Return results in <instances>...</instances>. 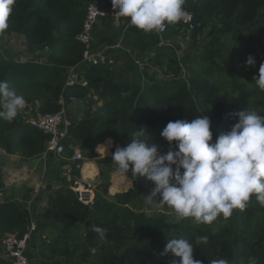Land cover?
I'll return each mask as SVG.
<instances>
[{
	"label": "trees",
	"instance_id": "trees-1",
	"mask_svg": "<svg viewBox=\"0 0 264 264\" xmlns=\"http://www.w3.org/2000/svg\"><path fill=\"white\" fill-rule=\"evenodd\" d=\"M90 6L109 15L115 13L111 0H15L9 26L0 32L29 47H42L47 55L45 61L26 62L0 57V80L26 100L13 121L0 118V149L26 161L41 158L49 136L30 120L59 113L65 100L78 120L68 126L63 155L72 159L71 148L78 147L85 158L100 165L101 181L93 204L82 203L72 188L81 179L85 163L84 159L74 160L71 179H62L55 189L46 187L48 204L40 214L42 222L60 225L66 234L83 227L87 249L82 251L70 238L61 237L34 264H68L66 260L75 258L82 264H90L93 258L95 264H177L179 258L161 254L167 240L179 237L193 244L194 259L203 264L220 258L230 264H248L250 256L256 264H264V207L255 195L244 209H235L228 218L221 214L211 224L197 223L194 218L177 222L175 218L147 216L140 180L135 179L129 191L110 196L113 161L98 159L95 152L107 139L114 141V152L143 127L142 140L157 143L163 155L175 148V142L170 146L160 135L169 121L207 116L213 133L210 143H215L238 121L237 110L255 109L264 116V91L253 81L258 70L251 71L246 63L249 55L258 68L264 62V0H186L185 10L194 15L192 33L178 22L167 24L162 37L130 25L120 43L105 37L86 46L79 36ZM102 22L109 25L114 21L107 17ZM185 34L190 36L191 48L181 54L177 43H163L175 42ZM88 48L93 52L108 48L107 62L79 70L87 88L66 87L70 69L81 64ZM150 50L152 63L162 75L150 79L143 93L133 56ZM30 106L28 119L24 112ZM2 180L0 169V190L4 188ZM29 200L27 193L23 201L0 203V264H11L2 254V240L7 236L23 238L30 230ZM93 225L106 230L103 238L92 230ZM40 229L37 226V231ZM201 236L207 237L206 243L197 242Z\"/></svg>",
	"mask_w": 264,
	"mask_h": 264
},
{
	"label": "clouds",
	"instance_id": "clouds-1",
	"mask_svg": "<svg viewBox=\"0 0 264 264\" xmlns=\"http://www.w3.org/2000/svg\"><path fill=\"white\" fill-rule=\"evenodd\" d=\"M15 0H0V32L8 28V20ZM115 14L128 19L137 29L149 33L165 24L180 21L186 14V0H111ZM248 66L256 61L249 55ZM255 85L264 91V62ZM26 100L6 81L0 80V118L13 121L25 108ZM238 121L230 130L210 143L213 133L207 116L192 120L169 121L161 137L175 148L161 155L155 142H144L143 127L132 134L124 146L117 145L112 161L118 171L131 169L133 178L143 177L154 184L143 198L151 208L163 203L175 212V220L194 218L197 223L211 224L221 214L228 218L235 209H244L253 195L264 207V116L255 109L237 110ZM175 166V168L173 167ZM183 169V171H181ZM159 197V202L156 198ZM101 238L105 229L92 226ZM207 242L206 236L197 242ZM194 246L187 238L167 240L164 252L179 258L177 264H203L194 259ZM210 264H230L227 259H214ZM248 264H256L254 257Z\"/></svg>",
	"mask_w": 264,
	"mask_h": 264
},
{
	"label": "crops",
	"instance_id": "crops-1",
	"mask_svg": "<svg viewBox=\"0 0 264 264\" xmlns=\"http://www.w3.org/2000/svg\"><path fill=\"white\" fill-rule=\"evenodd\" d=\"M113 24L119 25L120 27V39L119 41H117L118 43H120L126 29L130 26V24L128 23V19L124 17L121 18L118 22H113ZM104 25V22H102V24L99 23L96 26L93 32L94 40H99L105 37L112 38L109 34L101 37L99 30ZM112 39L115 40L114 38ZM179 39L180 38H177L175 43L181 44ZM164 41L167 45L173 44L172 40ZM42 55H45V57L47 56L45 52ZM133 57L138 64V69L140 72V85L143 93H145L150 86L149 80L153 77H156L157 75H160L161 73L152 63V50L143 55L135 53ZM68 112L69 124L78 120V114H76L72 106L68 107ZM101 146H103L105 150H101ZM112 147L113 140L107 139L104 143L98 144L96 146L95 152L97 155H106V157L104 158H112L110 154V149ZM71 149L73 150L74 154L81 152L78 147H72ZM72 161L74 160L66 157L65 155L56 156L55 154H49L46 158L42 156L39 159L26 161L19 156L8 155L4 150L0 149V169L2 170L4 184V188L0 190V203L7 200L23 201V196L27 193L29 194L30 200L28 202V205L31 210L32 220L37 226H41V229L38 231V235L35 238V244L33 246H35L38 242H42L40 236L45 240L46 235L50 232L52 234L54 233V231L59 233L55 240L61 237L70 238V236L73 239L76 233L81 230L78 229L73 233L66 234L60 225L54 223H44L40 218L41 212H43L47 207L48 196L50 194V192L46 190V187L51 185L55 189L57 188V183L61 182L62 179L66 177L71 179L70 172ZM112 180H114V182H112V185L109 189L110 196H115L119 193H125L134 188L131 184L129 185V181L126 179V177L114 176ZM100 181V169L97 161L95 159L89 162L86 161L81 169V179L76 180V182H87L95 184V188L93 191L95 200L98 195L97 188L100 185ZM30 254L32 255V259L40 261V259H38L34 255L32 249Z\"/></svg>",
	"mask_w": 264,
	"mask_h": 264
},
{
	"label": "built area",
	"instance_id": "built-area-1",
	"mask_svg": "<svg viewBox=\"0 0 264 264\" xmlns=\"http://www.w3.org/2000/svg\"><path fill=\"white\" fill-rule=\"evenodd\" d=\"M185 16L178 21L188 33H192L195 30L194 15L186 11ZM111 17L114 22H118L121 18L115 13L109 15L108 13L101 11L95 6L88 8L87 17L84 23V29L82 34L79 36V40L88 46L92 41L93 32L96 25L103 21V19ZM167 31V24L162 26L159 30H156V34L160 37ZM165 44V41H163ZM120 44L117 46L119 47ZM107 49L100 52H93L89 48L85 51L83 60L80 65H77L70 69L69 77L66 87H74L80 85L87 88L88 82L82 80L79 75V70L85 66H97L107 62ZM68 105L65 100L62 101V109L59 113L51 115L39 116L36 119H31L30 124L43 131L44 134L49 136V141L46 145V151L43 157H47L49 154H55L56 156H63L65 152L64 142L68 138ZM82 159L81 154L78 152L74 154L72 160ZM73 190L78 194L79 200L86 204L91 205L94 202V184L87 182H75ZM38 235L37 225L33 222L30 230L23 238L16 236H7L2 240L1 249L3 256L11 262V264H30L32 255L29 252L32 246L35 244V238Z\"/></svg>",
	"mask_w": 264,
	"mask_h": 264
},
{
	"label": "rangeland",
	"instance_id": "rangeland-1",
	"mask_svg": "<svg viewBox=\"0 0 264 264\" xmlns=\"http://www.w3.org/2000/svg\"><path fill=\"white\" fill-rule=\"evenodd\" d=\"M100 23L102 24V22H100ZM125 28H126V26H125ZM99 31H100L99 33H100L101 37H104L106 34H109L116 41H119V39H120V33L121 32H120L119 25H116V24L104 25L103 27L100 28ZM179 40H180L181 44L178 43L177 45H179L182 48V51H180V54L183 51L189 50L191 48L190 36H188L187 34H185L184 36L182 35ZM173 44H176V43L173 42ZM44 52H46V51L42 47H39V48L29 47L21 39H16V38L14 39V37H10V35H0V57H2V58L13 59V60L20 61V62L37 61V60L38 61H45V55H42V54H44ZM250 68H252L251 71L259 70V68L257 66H250ZM16 93L18 95H21L24 97V95L22 93H20L18 91H16ZM31 110H32V107L30 106V109L28 111L24 112V114L26 115V117L28 119L31 117L30 116ZM114 146H115V143L113 141V147L110 149L111 156L113 153ZM101 150H105V148L103 146H101ZM79 153L81 154V157H82V159L85 160V162L86 161L89 162V161L93 160V159L85 158L84 155L82 154V152H79ZM104 157H106V155H104V156L103 155H97L98 159H103ZM111 168L113 170V172L111 173V182H114V180H112L114 176H116V177L123 176V177H126V179L129 181V185L131 184L132 187H134L135 179L141 178L142 182L144 183L143 188L146 189L147 195L150 193L151 189L153 188V186L151 185V182L146 181L145 178H143V177L133 178L132 173H131V169L129 170L128 174L127 173H121L120 171H118V167L114 162L111 164ZM99 169H100V165H99ZM140 182H141V180H140ZM159 199H160L159 197L156 198L157 202H159ZM144 212L146 213L147 216H152V217L164 216V217L168 218L170 221L173 218H175L174 210L169 208L167 205H165L163 203H156L149 210L145 206ZM81 228L82 229L80 231H78V233H76V235L73 239L71 236H70V238L72 241L71 242L72 245L80 248L83 251V250L87 249V245H85V243L83 241L85 230L83 229V227H81ZM57 235H59V233L56 231H54L53 234L50 232L49 234L46 235L45 240L40 236V238L42 239V242L36 243L34 249L32 250V252H34V255L38 259L42 258V255L47 251L49 246L54 242ZM135 247H137L138 249H142L140 244H136ZM94 256H95V254H94ZM35 262H37V260L32 259L30 261V264H34ZM66 263H68V264H82L77 258L71 259V260L70 259L66 260ZM95 263H96V260H95V258H93L90 264H95Z\"/></svg>",
	"mask_w": 264,
	"mask_h": 264
},
{
	"label": "water",
	"instance_id": "water-1",
	"mask_svg": "<svg viewBox=\"0 0 264 264\" xmlns=\"http://www.w3.org/2000/svg\"><path fill=\"white\" fill-rule=\"evenodd\" d=\"M139 179L141 180V184H142V186H144V183L142 182V179H141V178H139ZM146 196H147V191H146L145 188H143V191H142L141 197L144 198V197H146ZM146 207H147L148 210L150 209L148 206H146Z\"/></svg>",
	"mask_w": 264,
	"mask_h": 264
}]
</instances>
